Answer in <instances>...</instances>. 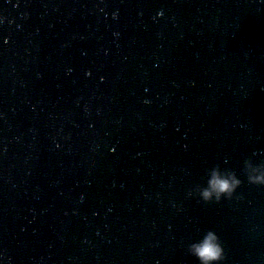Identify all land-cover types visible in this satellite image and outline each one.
<instances>
[{
	"label": "water",
	"instance_id": "1",
	"mask_svg": "<svg viewBox=\"0 0 264 264\" xmlns=\"http://www.w3.org/2000/svg\"><path fill=\"white\" fill-rule=\"evenodd\" d=\"M163 15H158V13ZM67 117L64 264H264V0H62ZM219 165L234 198L187 193Z\"/></svg>",
	"mask_w": 264,
	"mask_h": 264
},
{
	"label": "clouds",
	"instance_id": "2",
	"mask_svg": "<svg viewBox=\"0 0 264 264\" xmlns=\"http://www.w3.org/2000/svg\"><path fill=\"white\" fill-rule=\"evenodd\" d=\"M242 171L248 184L264 186V165L245 160ZM243 182L235 170L222 169L216 165L207 171L204 184L195 187L187 195L203 204H219L232 200ZM187 251L199 264H223L225 260L223 243L214 229L206 230L198 239L188 243ZM0 264H4L3 254H0Z\"/></svg>",
	"mask_w": 264,
	"mask_h": 264
}]
</instances>
